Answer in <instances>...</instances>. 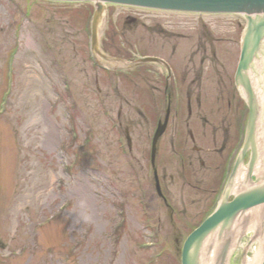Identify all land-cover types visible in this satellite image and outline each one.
Returning a JSON list of instances; mask_svg holds the SVG:
<instances>
[{"label":"rangeland","instance_id":"obj_1","mask_svg":"<svg viewBox=\"0 0 264 264\" xmlns=\"http://www.w3.org/2000/svg\"><path fill=\"white\" fill-rule=\"evenodd\" d=\"M86 8L0 0V264H179L176 240L184 233L158 214L151 183L143 186L145 215L135 206L141 203L135 181L132 211L125 207L127 187L113 181L130 180L132 167L146 173L148 137L127 96L124 116L139 148L135 162L120 158L118 133L97 105L102 98L109 109L113 96L88 61ZM59 15L69 27L58 24ZM110 37L103 35V48ZM121 37L133 43L129 34ZM96 153L106 163L101 175ZM192 218L179 219L178 228ZM159 221L161 231L152 230Z\"/></svg>","mask_w":264,"mask_h":264},{"label":"flooded vegetation","instance_id":"obj_2","mask_svg":"<svg viewBox=\"0 0 264 264\" xmlns=\"http://www.w3.org/2000/svg\"><path fill=\"white\" fill-rule=\"evenodd\" d=\"M139 26L149 38L142 51L153 52L160 61L135 67L133 73L145 90V101L151 105L147 137L150 126L162 118L167 108L170 111L156 156L161 163V177L156 170L155 179L159 178L164 197L162 207L172 218L180 215L178 205L186 218L200 214L204 218L216 206L234 165L246 122L244 95L234 81L242 22L215 19L203 23L193 19L183 24L169 21L166 26L151 19L140 22L127 13H120L109 22L114 35L126 34ZM179 184L183 197L174 201L172 207L167 199L173 198V190ZM189 197L195 208L188 215L184 203ZM193 218L184 221L181 230L197 226L200 221L196 224Z\"/></svg>","mask_w":264,"mask_h":264},{"label":"water","instance_id":"obj_3","mask_svg":"<svg viewBox=\"0 0 264 264\" xmlns=\"http://www.w3.org/2000/svg\"><path fill=\"white\" fill-rule=\"evenodd\" d=\"M52 1H102L116 4L135 5L159 9L182 10L190 12L208 13H244L249 21V31L245 44V64L251 61V56L259 52L264 39V0H52ZM255 14V18L251 17ZM98 15V14H97ZM245 74V73H244ZM247 78L254 81V75L247 74ZM254 113V112H253ZM254 119H250L247 140L244 152L249 148L253 150L250 163V174L257 160L255 148ZM244 154V153H243ZM225 197L219 210L209 218L198 230H196L184 244L181 264H204V245L209 237L216 234L221 237L226 234L227 223L239 215H243L249 209L264 205V177H259L257 183L244 190L232 203L227 202ZM226 242L220 248L218 264H226L227 245ZM264 264V261L263 263Z\"/></svg>","mask_w":264,"mask_h":264},{"label":"bare ground","instance_id":"obj_4","mask_svg":"<svg viewBox=\"0 0 264 264\" xmlns=\"http://www.w3.org/2000/svg\"><path fill=\"white\" fill-rule=\"evenodd\" d=\"M176 16H180L181 17L182 14H177ZM244 77L246 78L247 74H244ZM255 80H256V77L254 76V81ZM245 171L246 170L242 167L241 168V172H245ZM256 213H257V215H260V214L264 213V207H261V208L257 209ZM249 217L253 218V214H251ZM211 250H212V252L210 253L209 257H206V259H205V264H215L214 258H215V255L217 254V248L214 247V248H211ZM207 251H209V249H207L206 252ZM253 254H254V249H252L251 257H253ZM261 254H263V253H261ZM261 257H263V256L261 255Z\"/></svg>","mask_w":264,"mask_h":264}]
</instances>
